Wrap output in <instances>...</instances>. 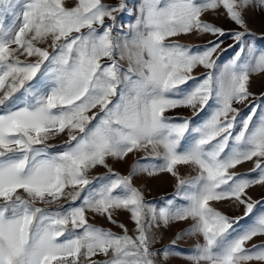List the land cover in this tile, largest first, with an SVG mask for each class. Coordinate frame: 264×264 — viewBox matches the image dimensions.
I'll return each instance as SVG.
<instances>
[{
	"label": "snow or ice",
	"instance_id": "snow-or-ice-1",
	"mask_svg": "<svg viewBox=\"0 0 264 264\" xmlns=\"http://www.w3.org/2000/svg\"><path fill=\"white\" fill-rule=\"evenodd\" d=\"M249 8L264 12V0H0V264H166L179 254L175 240L153 250L151 229L186 221L200 241L189 264H264V242L246 246L264 236V199L247 194L264 187V103L249 91L264 50L248 39ZM125 13L132 22L118 23ZM209 13L237 29L207 22ZM192 33L215 39H174ZM226 35L237 50L221 66ZM198 66L201 77L192 75ZM245 102L241 120L234 105ZM182 107L192 117L168 114ZM65 133L63 144L49 143ZM139 151L159 162L127 175L108 163ZM244 162L254 167L234 171ZM180 165L195 175L181 177ZM97 166L107 173L90 176ZM140 172L176 177L175 198L146 201L133 184ZM225 201L244 216L212 206ZM119 211L134 235L114 218ZM97 216L122 234L91 223ZM245 218L252 222L239 229Z\"/></svg>",
	"mask_w": 264,
	"mask_h": 264
},
{
	"label": "rangeland",
	"instance_id": "rangeland-1",
	"mask_svg": "<svg viewBox=\"0 0 264 264\" xmlns=\"http://www.w3.org/2000/svg\"><path fill=\"white\" fill-rule=\"evenodd\" d=\"M76 0H66V5L68 7H71L74 5ZM105 3L110 4H116L118 0H104ZM136 0H129V5L132 7L135 4ZM245 20L248 26V29L250 30L251 35L248 37L250 41H252L256 48L258 50H264V12L260 11L259 8H249L245 13ZM204 20L207 22H211L219 27H223L225 25L232 26L234 23H232L230 20L226 19L222 15H216L213 13H209L205 15ZM132 17L129 16L127 13L119 16L118 23H129L132 22ZM208 34H200V33H192L187 35H180L176 38H174L176 41H178L181 44L185 45H194L195 42L205 37L207 38ZM47 43H50L47 42ZM236 48H230L227 49L223 53V59L220 62V65L222 66L225 62H227L236 51ZM221 58V56H220ZM124 63V62H123ZM199 66L193 71L192 75L197 76L200 71ZM192 82H190L191 86ZM249 91L257 97V103H264V101H261L259 98L264 95V73H255L252 74L250 77V83H249ZM235 107L240 109V117L239 119H243L250 111V106L245 103L236 104ZM212 109L207 108L199 117L196 118V123L202 122L204 119H206L211 114ZM258 112H264V107L258 109ZM255 119V118H254ZM238 130V129H237ZM145 152V151H139L130 153L123 161L122 165H124L125 171H131L133 166L136 165L138 162L131 161L132 158L130 156H138V153ZM146 156V155H145ZM159 161H156L155 163H158ZM140 164L147 165L144 162H139ZM110 165V164H109ZM113 165H115L113 163ZM100 166H97L95 169H97ZM254 167L253 162H244L243 164L237 166V168L234 170L237 173L240 174H246L249 172L250 169ZM93 169V170H95ZM177 171L179 172L181 177H189L192 175H195V170L192 169L190 166H184L180 165L177 167ZM148 175L147 173L140 172L137 173L134 177L136 179H133V184H140V186L148 183ZM145 176V177H142ZM150 176V175H149ZM155 177V183L156 188L155 192L156 195H144V198L146 201H149L151 203H154L157 206H163L166 204L168 199H174L176 194V184L177 180L176 177L172 176L171 174L167 172L158 173L156 175H151ZM150 176V177H151ZM152 179V178H151ZM151 181V180H150ZM148 191V186L145 188ZM144 193V192H143ZM148 193V192H147ZM248 196H250L253 200H262L264 199V187L262 186H253L250 189L247 190ZM176 203H182L181 200H176ZM212 206L215 207L217 210L221 211L223 214L229 216L230 218H236V217H243L244 216V207L242 205H235L231 201H225V202H212ZM264 207V206H262ZM261 209L258 208L256 211L259 212ZM123 211H119L115 214L114 218L118 221L119 219L123 218ZM90 217H92V214H88ZM107 220L104 217H93L92 222L99 224L102 220ZM254 219V217H253ZM252 222L251 219L245 218L241 219L239 222V225L237 226L239 229H243L246 226H248ZM191 221L186 222H172L167 226L161 225L160 227H154L152 228V231L156 228V238H157V244L158 241H161L165 239V237L172 231L177 235L178 233H185L183 237L186 238V241H183L182 243L175 244V247H177L181 252L177 256V261L183 263L184 262V256L183 254L189 255L191 253V250L194 248L195 244L197 242H200L197 237L188 235V229L190 228ZM132 227V226H131ZM130 227V228H131ZM114 232H118L120 229L117 225L113 224L110 228ZM118 234V233H117ZM152 234V233H151ZM154 238V237H153ZM261 242H264V236H258L254 238L252 241L248 243V247H250L253 244H260ZM182 245L183 248H180L179 246ZM186 264H189L188 260H185Z\"/></svg>",
	"mask_w": 264,
	"mask_h": 264
},
{
	"label": "crops",
	"instance_id": "crops-1",
	"mask_svg": "<svg viewBox=\"0 0 264 264\" xmlns=\"http://www.w3.org/2000/svg\"><path fill=\"white\" fill-rule=\"evenodd\" d=\"M238 26H236L235 24H233L232 26L229 27V25H225L223 27H221L222 29H224L226 32H230L231 30H235L237 29ZM215 39L212 35L208 34L207 38L205 39V37H203L202 39L198 40L197 42L194 43L195 46H203L205 45L208 41H211ZM224 40V44L222 45V47L225 49V51L227 49H230L228 48L227 46L229 44L232 43L231 39L226 35L225 37L222 38ZM41 47H47L48 46V43H44V44H41L40 45ZM51 50V49H50ZM223 51V53L225 52ZM223 53L220 55L221 58L219 57V60H218V64L220 65V62L222 61L223 59ZM21 59H24V57L22 56ZM123 63V62H122ZM199 74L195 77H201L203 73H205L206 69H204L202 66H199ZM190 87V85H189ZM170 116H180V117H192L193 115V111L192 109L190 108H178V109H175L173 111H170L168 113ZM68 139L67 137V134H61L60 136L56 137L55 139L51 140L49 143L53 144V145H61L63 144L64 141H66ZM55 150V149H54ZM145 155H147L146 151L145 152H140L138 153V156H130L132 158L131 161H136V162H144L145 164L147 165H150V164H153L155 163L157 160L149 157L148 159H146ZM124 160H120V161H115V160H112V159H109L108 160V163L110 164V166L112 167V169L115 171V172H119L120 174L122 175H127L129 172L128 171H125L124 170V165H122ZM113 163L115 165H113ZM107 169L100 166L98 167L97 169L95 170H91L89 175L90 176H94V177H102L104 176L106 173H107ZM148 176V183L147 185L144 184L142 186H140V184H136L134 183V186H136L137 188H139L142 192H144V195L147 194V195H152V196H155L156 195V192H155V188H156V183H155V177L154 176H149V175H146ZM142 177H145V176H142ZM152 178V179H151ZM133 179H136L135 177H133ZM151 180V181H150ZM148 186V191L145 189L146 187ZM148 192V193H147ZM61 203H64L65 205H67V202L66 201H61ZM154 204V203H153ZM40 206H43V205H40ZM53 208L55 207V205L52 206ZM123 218L122 219H119L118 220V223H123L125 224V226L128 228L129 230V235H134V223L129 219V213H127L126 211H123ZM102 220V219H101ZM90 222H92V219H90ZM101 223L99 224H96L94 223L96 226H99V227H104V228H111L112 227V223H110L109 221L107 220H102V221H99ZM132 226V227H131ZM131 227V228H130ZM154 228V227H153ZM152 231V229H151ZM118 234H122V229H119ZM152 236L154 237V241H153V250H156V249H164L166 248L167 246L171 245L172 242L175 240V244L177 243H182L183 241H186V238L185 237H181L180 239H177V235H175V233H173L172 231L165 237V239L161 240V241H158V244H157V238H156V228L153 230V232H151ZM180 248H183L182 245L179 246ZM177 252L180 253L181 251L175 247ZM179 254H175L171 257H169L168 261L166 262V264H186V259L184 258V262L181 263V262H178L177 261V256ZM187 254H183V256L185 257Z\"/></svg>",
	"mask_w": 264,
	"mask_h": 264
}]
</instances>
